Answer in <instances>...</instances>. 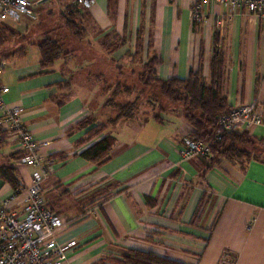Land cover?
Returning <instances> with one entry per match:
<instances>
[{
	"label": "crops",
	"instance_id": "0c3cea01",
	"mask_svg": "<svg viewBox=\"0 0 264 264\" xmlns=\"http://www.w3.org/2000/svg\"><path fill=\"white\" fill-rule=\"evenodd\" d=\"M39 1L33 16L7 21L27 42L13 37L4 42L3 52L24 46L26 55L2 56L0 76L9 87L5 101L24 107L23 120L36 139L51 141L45 151L56 160L43 181V194L65 222L57 243L75 241L62 264H95L129 248L188 264H218L226 254L234 264H264V123L248 130L255 146L245 165L224 156L186 159L181 149L192 126L179 104L161 107L164 116L147 112L110 123L116 112L100 113L106 108V83L96 81L99 76L87 63L109 56L115 67L109 72L111 85L125 79L123 69L140 71L155 55L161 78H186L193 69L209 83L214 55L220 52L229 104L255 102L264 115V13L207 3L196 21L197 0H113V8L111 0H94L89 7L77 0ZM71 6L84 13L80 23L87 32L80 41L64 27L63 13ZM46 20L40 37L28 40L25 33ZM48 36L62 39L69 53L52 71L36 74L38 45ZM129 79L127 84L140 85L136 74ZM65 80L69 83L62 88ZM86 118L92 122L80 124ZM99 123L107 124L103 134L116 142L107 160L95 164L80 152L101 137L85 140ZM18 151L9 137L0 161ZM12 161L21 188L27 187L35 168ZM14 194L0 180V202ZM9 206L21 211L23 205L13 200Z\"/></svg>",
	"mask_w": 264,
	"mask_h": 264
},
{
	"label": "trees",
	"instance_id": "16d2710c",
	"mask_svg": "<svg viewBox=\"0 0 264 264\" xmlns=\"http://www.w3.org/2000/svg\"><path fill=\"white\" fill-rule=\"evenodd\" d=\"M111 8L114 7V1L111 0ZM84 15L83 11L76 6H71L63 13L64 27L69 34L77 40H82L86 35V28L80 23V19ZM12 19V18H9ZM6 20L0 21V47L8 40V36L23 37V34L17 31ZM141 39H139L140 43ZM62 39H55L50 36L43 39L38 47L41 55L40 69L38 73H46L52 71L56 62L69 51L65 49ZM113 45V44H112ZM111 45V46H112ZM26 55L25 47H19L12 53L5 55V58L22 59ZM2 58V57H0ZM158 57L153 55L140 71H132L137 75L139 85L124 83L116 84L115 89L110 93L106 104L115 108L116 115L109 120L110 123L119 120H131L135 117L139 107V102L145 94L146 88L154 87L152 95L155 99H166L170 103L179 104L184 111V115L192 126V134L200 139H208L213 137L217 130V118L221 113L231 109L225 91L223 82V55L220 52L215 53L212 64V81L206 82L201 70H190L189 76L186 78L171 77L161 78L157 75ZM69 82L64 81L61 87H65ZM1 84L5 85L3 81ZM130 84V85H129ZM134 85V86H133ZM131 86V87H130ZM137 87V88H136ZM148 88V89H149ZM137 89V96L133 95V91ZM119 94H124L127 98L124 102H118ZM148 96V95H147ZM149 97V96H148ZM144 102V101H143ZM157 105V102H152ZM164 107V106H163ZM161 108V107H160ZM165 108V107H164ZM163 109V108H162ZM159 116V115H158ZM156 116V117H158ZM92 122L91 119H83L80 124L84 126ZM107 129L106 123L96 124L86 135L85 140L92 139L96 136L101 137L94 143L87 146L80 152L85 159L95 164H101L107 160L112 148L116 142V138L110 134H103ZM249 131H224L220 138L213 140L211 149V158L228 157L237 160L243 165L246 164L254 154L246 147L249 143L254 142ZM8 134L0 128V149L8 143ZM255 144V142H254ZM24 155V151L19 149L9 155L6 161H0V180L7 182L12 186L15 193L21 190V182L18 178L17 166L15 161ZM51 158L56 160L55 154ZM210 158V159H211ZM204 159V158H203ZM215 159V158H214ZM95 264H188L167 255H161L152 250H143L139 248H129L126 254L114 255L105 260L96 262Z\"/></svg>",
	"mask_w": 264,
	"mask_h": 264
},
{
	"label": "built area",
	"instance_id": "2783aa9c",
	"mask_svg": "<svg viewBox=\"0 0 264 264\" xmlns=\"http://www.w3.org/2000/svg\"><path fill=\"white\" fill-rule=\"evenodd\" d=\"M94 0H77L78 5L89 7ZM227 3L234 9H246L264 13V0H197L193 6L196 21L203 18L202 10L207 3ZM35 0H0V21L9 18L19 19L22 15L35 14ZM1 73V69H0ZM0 76V128L12 137L24 155L19 164L32 166V182L21 188L11 199L0 202V264H62L66 249L74 244L59 245L57 238L65 227L60 214L51 209L43 194V181L53 172L54 160L45 150L51 141L39 140L23 120L24 107L9 105L4 93L9 87L1 84ZM264 123V115L255 102L231 107L217 118V130L213 137L200 139L190 133L184 139L181 155L184 158H211L213 140L220 138L224 131H248L255 125ZM18 200L22 210L9 206ZM218 264H234L223 255Z\"/></svg>",
	"mask_w": 264,
	"mask_h": 264
},
{
	"label": "rangeland",
	"instance_id": "374dc122",
	"mask_svg": "<svg viewBox=\"0 0 264 264\" xmlns=\"http://www.w3.org/2000/svg\"><path fill=\"white\" fill-rule=\"evenodd\" d=\"M52 20H53V22H52V24H54L55 26H57V25H59V22H60V20H58V15H54L53 16V18H52ZM48 23V21L46 20L44 23H37L36 24V26L34 27L35 29H33V30H30V31H28L29 33H25V36H26V38L28 39V40H30L31 38H33V36H38V37H40L39 36V34L44 30V28L46 27V24ZM44 33V32H43ZM53 36H55V34H53ZM13 37H11V36H8V40H10V39H12ZM20 40V42H22V44H25L26 42H27V40H24L23 38H21V37H19V36H16L15 37V41H19ZM24 42V43H23ZM21 44V43H20ZM4 45H2L1 47H0V57H2V56H5L6 54H8V53H10V52H8V53H4L3 52V50L4 49H2V47H3ZM69 48V47H68ZM19 49V48H18ZM32 56V55H31ZM108 57L109 56H106V57H104V59H102L99 63L97 62V59L95 60V61H91V63L90 62H87V63H89V66L91 67L90 69H93V71L99 76V77H97L96 78V81H98L100 84H105L106 83V86H105V88H106V90L108 91V94H107V96H106V99H105V101H107L108 100V98H109V96H110V93L115 89V86H116V84H114V81H113V83L111 84V85H107V83H110L109 81L111 80V77H110V73L109 72H112L113 70H114V65H113V67H111V62L109 61V59H108ZM121 65H124V64H121ZM99 66H100V68H99ZM133 67V66H132ZM0 69H1V71H3V68L2 67H0ZM131 70H132V68L131 69H129V67H128V69H123L122 71H121V73H122V76L125 78V79H123V81H125L126 79H128V78H130L131 77ZM4 72V71H3ZM117 73H118V71H117ZM103 76H104V78H103ZM128 77V78H127ZM103 79V80H102ZM101 80H102V82H101ZM128 82L129 81H132V79H129V80H127ZM127 81H125L124 83H126ZM127 84V83H126ZM131 84H134V82H132ZM136 84V83H135ZM130 85V84H129ZM134 86V85H133ZM131 87V86H130ZM104 88V87H103ZM137 88V87H136ZM139 88H140V85H139ZM149 88V87H148ZM148 88H146V91L147 92H145V94L143 95V97H142V101L141 102H139V107H138V109H137V111H136V115L135 116H139V117H144L145 115H147V112H148V114L149 115H151V114H159V113H161L162 114V116H164V112H166V111H163V112H161L160 111V107H165V105H167V104H170V102L169 101H167L166 99H162V98H159V99H155V96L154 95H152V92L154 91V87H150L149 89ZM137 94H138V90L137 89H135L134 91H133V95L134 96H137ZM149 97H148V96ZM127 98L125 97V95L124 94H119V96H118V98H117V100H118V102H124L123 100H126ZM144 101V102H143ZM157 102V105H155V104H153L152 102ZM100 103V102H99ZM99 105V104H98ZM108 106V107H107ZM104 107H106L105 109H101L100 110V113L102 114V113H106L107 111H108V109H113L114 110V112H115V108L114 107H112V106H109V104H105V106ZM163 107V108H164ZM164 110H166V108H164ZM50 141V140H49ZM254 146H255V144H254V142H252V143H249V145H248V147H246L248 150H250L251 152L253 151V148H254ZM19 166H21L22 164H18ZM128 250L129 249H127V250H125L123 253H121V254H126L127 252H128Z\"/></svg>",
	"mask_w": 264,
	"mask_h": 264
},
{
	"label": "water",
	"instance_id": "95a60500",
	"mask_svg": "<svg viewBox=\"0 0 264 264\" xmlns=\"http://www.w3.org/2000/svg\"><path fill=\"white\" fill-rule=\"evenodd\" d=\"M41 1H43V0H40L39 2H41Z\"/></svg>",
	"mask_w": 264,
	"mask_h": 264
}]
</instances>
